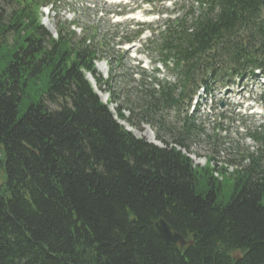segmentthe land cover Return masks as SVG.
Segmentation results:
<instances>
[{"label": "trees", "instance_id": "16d2710c", "mask_svg": "<svg viewBox=\"0 0 264 264\" xmlns=\"http://www.w3.org/2000/svg\"><path fill=\"white\" fill-rule=\"evenodd\" d=\"M263 1L198 0L160 36L175 82L143 75L121 102V63L107 80L95 68L100 43L62 26L54 39L39 2L0 0V264H264L260 157L220 181L183 153L200 129L180 118L200 88L264 68ZM119 121L156 127L164 148ZM160 219L193 245H167Z\"/></svg>", "mask_w": 264, "mask_h": 264}, {"label": "rangeland", "instance_id": "374dc122", "mask_svg": "<svg viewBox=\"0 0 264 264\" xmlns=\"http://www.w3.org/2000/svg\"><path fill=\"white\" fill-rule=\"evenodd\" d=\"M34 1L45 5L40 10V18L46 32L55 37L59 26L67 27L69 30L67 25L70 24V29L75 31L76 34L74 41H81L82 37L85 36L88 40H91L90 46L96 48L97 52L98 44L103 40L104 34L108 33L109 38L115 33H121L120 36H127L128 30H125V27L130 24L135 26L138 23H147L154 27L161 26L163 18L166 17L162 13L168 9L171 11L173 9L172 5L175 3L184 5L185 3L187 7H191L196 2V0H165L162 3H155L153 6H149L144 3L145 0L144 2L143 0H124L129 5L124 8L128 12L124 16H117L120 9L113 4L105 3L104 0ZM5 6L10 7L9 9L5 7V12L7 13L13 8L11 4ZM109 20H112L111 23ZM159 21L160 24H158ZM113 22L121 24V27L118 30L114 29L111 25ZM133 26H130V30L134 31L136 27ZM147 31H145L143 36L135 40L132 45L117 46L118 39H116V41L111 42V45L109 43L108 48L101 49L100 51L103 54L100 53L98 55V57H101L100 64L97 66L98 70L100 71V65L110 60L123 62L125 72L128 74L135 73V77L140 70L138 66L151 70V51L146 49L142 52L140 49L144 40L152 34L151 31ZM133 35L134 33L129 34V36ZM93 36L94 39H92ZM121 48L123 50H120ZM102 74L105 75L106 73ZM118 82L119 86L117 87L121 93L120 101L127 100V98L132 101L134 94L128 88L131 86L126 85L121 80ZM250 82V80L244 82L242 86L248 85L244 86L243 90L234 86L231 91L225 92V90L216 87L212 99L199 100L200 107L196 117L202 129L199 135L194 137L189 144V151H183L190 157L194 167L197 169L212 168L214 177L220 181H222V174L229 177L237 169L248 167L251 164L249 156L260 157L261 164L264 167V115L254 114L255 112L261 113L264 111V100L260 99L264 90L256 88ZM224 92L225 94L223 95ZM99 93L102 96L108 95L100 91ZM203 96L201 92L200 97ZM247 96L254 98L257 104L248 103L247 105L239 106L240 101ZM108 97L109 95L107 96V101ZM109 109L114 111L115 105L111 104ZM125 116L129 117L130 113L126 112ZM121 123L125 125V122ZM126 125L128 124L126 123ZM135 132L136 136H134L136 138L156 143V127L142 124L139 130H135ZM151 138L155 140L151 141ZM164 138L166 142H171L168 135ZM211 159H213V165L208 163ZM213 166L219 168V170L217 169L218 171L215 172Z\"/></svg>", "mask_w": 264, "mask_h": 264}, {"label": "water", "instance_id": "95a60500", "mask_svg": "<svg viewBox=\"0 0 264 264\" xmlns=\"http://www.w3.org/2000/svg\"><path fill=\"white\" fill-rule=\"evenodd\" d=\"M263 17H264V2H263ZM154 228L159 237L169 246L178 248L181 252H186L192 242L187 241L181 234L173 230V228L163 219H160L154 223ZM236 260H240L239 256L234 257ZM106 264H109L105 260Z\"/></svg>", "mask_w": 264, "mask_h": 264}, {"label": "bare ground", "instance_id": "6f19581e", "mask_svg": "<svg viewBox=\"0 0 264 264\" xmlns=\"http://www.w3.org/2000/svg\"><path fill=\"white\" fill-rule=\"evenodd\" d=\"M99 69H100V71L102 72V73H106V71H107V68H106V66L104 65V64H102V65H100L99 66ZM97 89V88H96ZM97 92L99 93V90H97ZM100 95H101V98H102V100L104 101V102H106L107 101V96L105 95V96H102V94L101 93H99ZM125 125H126V123H125ZM127 126V128H129L130 129V127L128 126V125H126ZM155 139H152L151 138V141H154ZM219 174V173H218Z\"/></svg>", "mask_w": 264, "mask_h": 264}]
</instances>
